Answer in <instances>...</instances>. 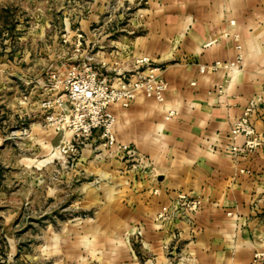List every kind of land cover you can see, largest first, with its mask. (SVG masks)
Masks as SVG:
<instances>
[{
  "label": "crops",
  "instance_id": "obj_1",
  "mask_svg": "<svg viewBox=\"0 0 264 264\" xmlns=\"http://www.w3.org/2000/svg\"><path fill=\"white\" fill-rule=\"evenodd\" d=\"M122 2L129 12L105 34L98 14L79 20L84 38L96 43L98 69L112 81L136 57L149 55L163 66L168 87L163 100L140 90L129 106H111L116 139L148 165L107 147L100 130L81 149V169L100 179L83 186L88 201L100 204L89 231L115 234L112 253L92 258L99 264H264V0ZM216 60L232 66L202 68ZM253 99L250 121L262 143L233 153L231 144L247 138L232 134V125ZM33 129L50 150L61 140L62 133L47 134L40 124ZM180 192L199 197V210L190 218L180 212L158 218Z\"/></svg>",
  "mask_w": 264,
  "mask_h": 264
},
{
  "label": "rangeland",
  "instance_id": "obj_2",
  "mask_svg": "<svg viewBox=\"0 0 264 264\" xmlns=\"http://www.w3.org/2000/svg\"><path fill=\"white\" fill-rule=\"evenodd\" d=\"M102 1L0 0V264H75L81 255L99 264L95 256L112 253L114 233L89 231L100 204L88 201L83 186L100 179L78 162L91 136L77 142L73 127L58 130L46 120L58 109L47 101L66 100L70 81L92 69L106 77L79 20L98 14L105 34L129 9L123 0ZM34 124L61 140L50 150ZM141 234L132 233L136 246Z\"/></svg>",
  "mask_w": 264,
  "mask_h": 264
},
{
  "label": "built area",
  "instance_id": "obj_3",
  "mask_svg": "<svg viewBox=\"0 0 264 264\" xmlns=\"http://www.w3.org/2000/svg\"><path fill=\"white\" fill-rule=\"evenodd\" d=\"M231 23L234 24L235 20H231ZM231 66L228 62L216 60L211 64H203L202 68L215 70ZM97 73V70L92 69L86 76L83 75L66 84V100L61 96L49 99L46 104L56 105L58 109L50 112L46 120L58 130L64 129L66 125L73 127L77 142H84L95 130H100V137L107 147L124 157L134 158L137 164L148 165V161H145L133 146L116 139L113 130L116 115L111 106H129L140 90H144L149 97L163 100L164 91L168 87V82L163 76V66L157 64L149 55H141L135 58L131 68L120 69L119 74L112 81L106 77L98 78ZM67 100L72 106L68 107ZM256 105L257 100L253 99L244 114L232 125V134L247 138L242 146L231 144L229 149L233 153L250 151L262 143L250 121V112ZM67 110L70 113H67ZM201 205L202 200L199 197L180 192L172 205L162 207L158 218H165L177 212L190 218Z\"/></svg>",
  "mask_w": 264,
  "mask_h": 264
}]
</instances>
